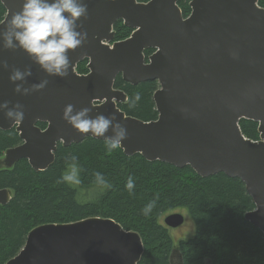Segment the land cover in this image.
<instances>
[{
	"label": "water",
	"instance_id": "obj_1",
	"mask_svg": "<svg viewBox=\"0 0 264 264\" xmlns=\"http://www.w3.org/2000/svg\"><path fill=\"white\" fill-rule=\"evenodd\" d=\"M177 2L0 0V130L21 141L0 170L26 160L45 171L59 143L107 141L127 157L238 179L254 205L243 218L264 238V9L258 0H191L183 17ZM117 21L131 33L114 42ZM118 75L132 86L157 82L156 120L118 108L127 99L114 89ZM241 120L257 124V141L242 135ZM10 198L0 190V206ZM183 222L163 219L171 229ZM142 254L136 232L93 217L35 227L5 264H138ZM169 264H183L177 250Z\"/></svg>",
	"mask_w": 264,
	"mask_h": 264
},
{
	"label": "trees",
	"instance_id": "obj_2",
	"mask_svg": "<svg viewBox=\"0 0 264 264\" xmlns=\"http://www.w3.org/2000/svg\"><path fill=\"white\" fill-rule=\"evenodd\" d=\"M146 3L148 0H136ZM191 0H178L183 17ZM264 9V0H258ZM5 9L0 4V22ZM114 42L125 40L131 30L117 21ZM153 50L144 51L147 58ZM86 60L76 67L85 74ZM156 81L132 86L115 78L114 89L126 95L118 108L143 122L156 120L152 95ZM44 128V124H38ZM242 135L257 141V124L241 120ZM21 143L14 129L0 130V157ZM10 200L0 206V264L22 249L27 234L44 224H67L87 218L111 219L126 231L136 232L143 245L138 264H169L177 250L183 264H264V238L243 218L254 209L238 179L224 174L201 178L189 167L147 162L140 155L127 157L116 144L85 138L78 144H57L53 163L41 172L26 160L10 170H0V190ZM183 209L194 225V234L176 244L161 223L165 214Z\"/></svg>",
	"mask_w": 264,
	"mask_h": 264
},
{
	"label": "rangeland",
	"instance_id": "obj_3",
	"mask_svg": "<svg viewBox=\"0 0 264 264\" xmlns=\"http://www.w3.org/2000/svg\"><path fill=\"white\" fill-rule=\"evenodd\" d=\"M173 211H176V212H178V213H180L182 215L184 214L185 218H187V224L185 226L181 227L180 229H178L176 231H172V232L168 231L169 236L171 237V239L176 244L180 240V238L187 239V238L193 236V234H194V225H193L191 219L189 218V216H188V214H187V212L185 210H183V209H175ZM161 223H162V219H161Z\"/></svg>",
	"mask_w": 264,
	"mask_h": 264
},
{
	"label": "flooded vegetation",
	"instance_id": "obj_4",
	"mask_svg": "<svg viewBox=\"0 0 264 264\" xmlns=\"http://www.w3.org/2000/svg\"><path fill=\"white\" fill-rule=\"evenodd\" d=\"M175 213H178V212H176V211H171V212H169L168 214H175ZM168 214H165L164 216H162L163 218H161L162 219V223H163V219L168 215ZM178 214H180V213H178ZM182 215V214H181ZM183 217H184V222L182 223V225H180L179 227H177V228H174V229H171V228H167L164 224V226L166 227V229L168 230V231H170V232H172V231H176V230H178V229H180L181 227H183V226H185L186 224H187V218H185V215L183 214ZM180 240H184V239H182V238H180ZM179 240V241H180ZM172 252V251H171ZM171 254V253H170ZM176 257V256H175ZM174 258V257H173ZM208 262H210V261H205V264H209ZM210 264H212L211 262H210Z\"/></svg>",
	"mask_w": 264,
	"mask_h": 264
}]
</instances>
